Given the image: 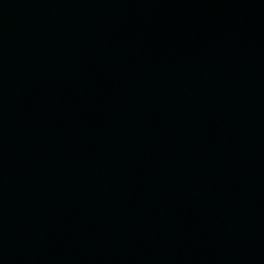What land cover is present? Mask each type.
Listing matches in <instances>:
<instances>
[{
    "label": "water",
    "instance_id": "water-1",
    "mask_svg": "<svg viewBox=\"0 0 264 264\" xmlns=\"http://www.w3.org/2000/svg\"><path fill=\"white\" fill-rule=\"evenodd\" d=\"M0 264H264V0H0Z\"/></svg>",
    "mask_w": 264,
    "mask_h": 264
}]
</instances>
